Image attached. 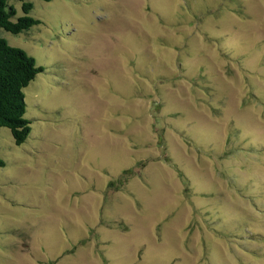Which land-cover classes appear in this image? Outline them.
<instances>
[{
  "label": "rangeland",
  "instance_id": "rangeland-1",
  "mask_svg": "<svg viewBox=\"0 0 264 264\" xmlns=\"http://www.w3.org/2000/svg\"><path fill=\"white\" fill-rule=\"evenodd\" d=\"M11 3L0 264H264V0Z\"/></svg>",
  "mask_w": 264,
  "mask_h": 264
},
{
  "label": "trees",
  "instance_id": "trees-1",
  "mask_svg": "<svg viewBox=\"0 0 264 264\" xmlns=\"http://www.w3.org/2000/svg\"><path fill=\"white\" fill-rule=\"evenodd\" d=\"M12 1L0 0V129H9L17 144H22L31 130L30 120L26 118L25 89L44 69L36 58L11 45L3 36V32L19 34L39 22L28 13L33 8L29 3H25V15L14 20L17 11ZM0 165L4 166L1 157Z\"/></svg>",
  "mask_w": 264,
  "mask_h": 264
}]
</instances>
